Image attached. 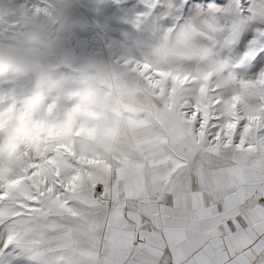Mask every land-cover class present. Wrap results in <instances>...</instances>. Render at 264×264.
I'll list each match as a JSON object with an SVG mask.
<instances>
[{"label":"snow or ice","instance_id":"1","mask_svg":"<svg viewBox=\"0 0 264 264\" xmlns=\"http://www.w3.org/2000/svg\"><path fill=\"white\" fill-rule=\"evenodd\" d=\"M32 8L33 0H25ZM123 128L17 144L0 117V264H264V0H139Z\"/></svg>","mask_w":264,"mask_h":264},{"label":"clouds","instance_id":"2","mask_svg":"<svg viewBox=\"0 0 264 264\" xmlns=\"http://www.w3.org/2000/svg\"><path fill=\"white\" fill-rule=\"evenodd\" d=\"M79 0H0V117L10 139L51 149L57 139L76 148L91 143L76 135L85 125L119 124L134 118L148 90L134 65L95 55L74 56L71 71L58 58L73 55Z\"/></svg>","mask_w":264,"mask_h":264},{"label":"rangeland","instance_id":"3","mask_svg":"<svg viewBox=\"0 0 264 264\" xmlns=\"http://www.w3.org/2000/svg\"><path fill=\"white\" fill-rule=\"evenodd\" d=\"M139 0H79L73 32V55L58 58L60 70L71 71L74 56L95 55L112 62L122 56H137L143 32L127 21L135 14Z\"/></svg>","mask_w":264,"mask_h":264}]
</instances>
